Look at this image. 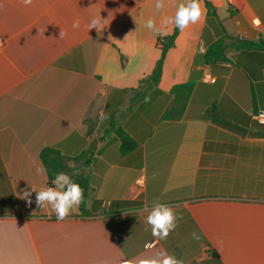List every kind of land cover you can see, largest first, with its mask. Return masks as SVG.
Wrapping results in <instances>:
<instances>
[{"label": "crops", "instance_id": "1", "mask_svg": "<svg viewBox=\"0 0 264 264\" xmlns=\"http://www.w3.org/2000/svg\"><path fill=\"white\" fill-rule=\"evenodd\" d=\"M211 1L236 39L264 36V0ZM181 2L165 0L158 12L154 0H33L27 7L0 0V264H146L164 256L180 264H264V137L222 132L211 122L205 87L188 105L194 115L162 118L171 86L192 69L215 82L205 78L216 79L209 65L195 64L206 48L204 0L201 20L167 50L159 83L119 117L139 146L121 155L114 133L99 137L161 55L164 35L144 21L151 17L171 34L174 26L161 20ZM93 18L98 29L88 28ZM94 138L84 168L94 188L90 214L77 207L57 221L50 205L37 207L35 192L31 204L21 198L31 186L51 185L38 157L43 148L77 156ZM154 202L177 216L162 240L145 219Z\"/></svg>", "mask_w": 264, "mask_h": 264}, {"label": "trees", "instance_id": "2", "mask_svg": "<svg viewBox=\"0 0 264 264\" xmlns=\"http://www.w3.org/2000/svg\"><path fill=\"white\" fill-rule=\"evenodd\" d=\"M207 8L206 26L202 37L206 48L204 53L195 58V64H207L216 76L215 82L205 83L200 80L202 70L192 69L187 81L175 83L170 92L173 96L170 105L162 114L163 119L176 120L194 115L188 110V105L199 88L205 87L209 106L210 119L213 124L223 128L221 131H233L239 134L264 137V122L254 118L260 112L264 113V36L257 39H243L237 41L236 37L222 29L216 7L211 0H204ZM213 30V31H212ZM179 29L173 30L169 35L158 36L162 51L152 73L140 80L137 87L130 91L129 104L119 108L110 118L109 125L105 128L100 139H106L110 134H115L119 141V152L127 155L134 151L139 142L122 125L119 117L133 109L135 102L141 100L145 93L159 83L164 59L167 50L175 44ZM106 37V35H102ZM235 49L237 55L230 58L229 49ZM250 110V113L248 112ZM84 152L77 156H67L54 147L43 148L38 157L47 171L49 182L57 172L67 173L79 183L83 189V201L79 205L82 215L90 214L87 208V199L94 188L90 182V175L84 168L90 165V158L83 165ZM73 161V167H69ZM75 172V174H73ZM212 257L219 259L215 249L210 250Z\"/></svg>", "mask_w": 264, "mask_h": 264}, {"label": "clouds", "instance_id": "3", "mask_svg": "<svg viewBox=\"0 0 264 264\" xmlns=\"http://www.w3.org/2000/svg\"><path fill=\"white\" fill-rule=\"evenodd\" d=\"M21 3L27 7L33 3V0H21ZM154 7L159 12L165 7V0H154ZM203 16V11L199 0H182L177 6L173 16H165L161 20L162 26L173 25L175 29L183 31L190 24L198 23ZM101 20L93 18L90 20L88 28H99ZM73 28L79 27V22L74 21ZM144 28L152 32L154 35H168L161 27H157L153 18L149 17L144 21ZM63 35V33H59ZM203 51V49H201ZM73 167V165H69ZM75 174V172L73 173ZM35 192V204L37 207L43 208L46 204L51 206L57 221H62L83 201V189L79 183L75 182L71 176L64 172H57L51 181V185L41 190H37L31 186L29 189L20 193L22 199L29 204L32 203L31 194ZM146 223L151 227L153 237L157 239H165L169 232L176 227L177 216L174 210L167 204L154 202L148 210ZM192 238L199 240V235L192 233ZM152 244H145L146 248L152 247ZM145 264V262H141ZM146 264H180L174 256H164L162 260H152Z\"/></svg>", "mask_w": 264, "mask_h": 264}, {"label": "water", "instance_id": "4", "mask_svg": "<svg viewBox=\"0 0 264 264\" xmlns=\"http://www.w3.org/2000/svg\"><path fill=\"white\" fill-rule=\"evenodd\" d=\"M237 40H242V37L239 35L237 36ZM98 139L94 138L88 148L85 150L84 155H83V165L88 161L90 153L93 151V149L96 147Z\"/></svg>", "mask_w": 264, "mask_h": 264}, {"label": "built area", "instance_id": "5", "mask_svg": "<svg viewBox=\"0 0 264 264\" xmlns=\"http://www.w3.org/2000/svg\"><path fill=\"white\" fill-rule=\"evenodd\" d=\"M207 80H210V81H215V77H212V76H206L205 77ZM258 116L259 117H261V118H263L264 117V114L262 113V112H260L259 114H258Z\"/></svg>", "mask_w": 264, "mask_h": 264}, {"label": "rangeland", "instance_id": "6", "mask_svg": "<svg viewBox=\"0 0 264 264\" xmlns=\"http://www.w3.org/2000/svg\"><path fill=\"white\" fill-rule=\"evenodd\" d=\"M220 12L223 14V10L221 9ZM132 92V91H131ZM133 93V92H132Z\"/></svg>", "mask_w": 264, "mask_h": 264}]
</instances>
